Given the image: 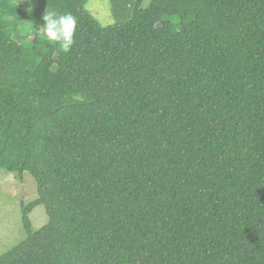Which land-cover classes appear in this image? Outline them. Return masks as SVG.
I'll return each mask as SVG.
<instances>
[{
	"label": "trees",
	"instance_id": "1",
	"mask_svg": "<svg viewBox=\"0 0 264 264\" xmlns=\"http://www.w3.org/2000/svg\"><path fill=\"white\" fill-rule=\"evenodd\" d=\"M87 1L0 0V169L38 195L0 264H264V0Z\"/></svg>",
	"mask_w": 264,
	"mask_h": 264
},
{
	"label": "rangeland",
	"instance_id": "2",
	"mask_svg": "<svg viewBox=\"0 0 264 264\" xmlns=\"http://www.w3.org/2000/svg\"><path fill=\"white\" fill-rule=\"evenodd\" d=\"M85 9L102 25L116 22L113 0H88ZM20 37V33L17 34ZM19 37L17 39L20 42ZM38 198L35 179L28 172L20 175L0 169V256L27 238L22 222V205ZM34 232L48 224L49 216L43 205L30 214Z\"/></svg>",
	"mask_w": 264,
	"mask_h": 264
},
{
	"label": "clouds",
	"instance_id": "3",
	"mask_svg": "<svg viewBox=\"0 0 264 264\" xmlns=\"http://www.w3.org/2000/svg\"><path fill=\"white\" fill-rule=\"evenodd\" d=\"M29 3L26 11L31 14L32 8L30 0H25ZM43 24L40 30L43 35L52 42H57L61 45L64 51H68L74 43V38L77 32L78 21L71 13L60 14L54 10L46 8L42 16Z\"/></svg>",
	"mask_w": 264,
	"mask_h": 264
}]
</instances>
